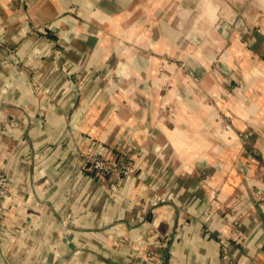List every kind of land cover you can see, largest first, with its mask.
<instances>
[{
  "label": "crops",
  "instance_id": "1",
  "mask_svg": "<svg viewBox=\"0 0 264 264\" xmlns=\"http://www.w3.org/2000/svg\"><path fill=\"white\" fill-rule=\"evenodd\" d=\"M0 172V264H264V0H0Z\"/></svg>",
  "mask_w": 264,
  "mask_h": 264
},
{
  "label": "built area",
  "instance_id": "2",
  "mask_svg": "<svg viewBox=\"0 0 264 264\" xmlns=\"http://www.w3.org/2000/svg\"><path fill=\"white\" fill-rule=\"evenodd\" d=\"M89 163L86 165L91 170L95 171V173L99 176H106V175H119V174H127L129 172V166L125 162L124 158L118 157L114 159H106L102 156H92L89 157ZM113 187V183H111ZM6 188H7V180L2 172H0V227H1V218L2 214L4 212V208L2 205V199L4 195L6 194ZM263 189H258L256 191V196L259 197V199H263ZM163 200V198H161ZM153 204L157 203V200L154 199ZM230 217L231 219H234L235 221L238 220V213L237 211H230ZM68 216V215H67ZM65 223V221H64ZM225 256L227 255L226 250L224 249Z\"/></svg>",
  "mask_w": 264,
  "mask_h": 264
}]
</instances>
